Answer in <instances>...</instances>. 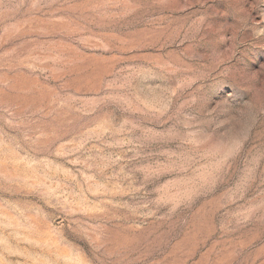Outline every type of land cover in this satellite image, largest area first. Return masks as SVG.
<instances>
[{
	"label": "rangeland",
	"instance_id": "rangeland-1",
	"mask_svg": "<svg viewBox=\"0 0 264 264\" xmlns=\"http://www.w3.org/2000/svg\"><path fill=\"white\" fill-rule=\"evenodd\" d=\"M0 264H264V0H0Z\"/></svg>",
	"mask_w": 264,
	"mask_h": 264
}]
</instances>
